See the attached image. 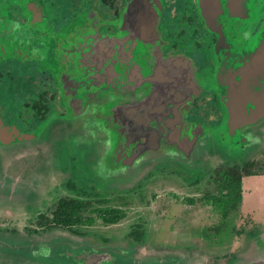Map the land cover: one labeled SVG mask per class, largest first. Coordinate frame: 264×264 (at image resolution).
<instances>
[{
    "label": "water",
    "instance_id": "water-1",
    "mask_svg": "<svg viewBox=\"0 0 264 264\" xmlns=\"http://www.w3.org/2000/svg\"><path fill=\"white\" fill-rule=\"evenodd\" d=\"M162 2L126 0L119 18L108 22L118 29L116 34L99 33L78 20L59 34L35 0H0V62L38 60L58 81L66 118L62 121V115L54 113L55 121L49 116L41 130L24 132L9 126L0 110V199L6 204L28 199L40 204L46 198L47 190L37 191L36 199L31 195L39 185L52 184V177H14L8 166L39 153L52 139L61 141L63 133L74 136L75 130L66 123H86L88 114L96 113L105 127L100 134L104 138L95 142L94 159L104 158L122 169L110 181L115 177L130 182L136 167L153 155L187 168L201 167L210 158L205 142L213 139L227 141L236 153L255 142L264 147V0H196L203 26L215 37L212 69L207 73L199 72L190 58L164 53L158 30ZM12 7L23 12L26 23L10 17ZM29 28L38 34L31 40L41 49L22 44L30 40ZM204 91L215 94L223 114L215 127L186 120ZM237 158L242 165V156ZM77 236L64 230L8 233L0 242V256L5 264H40L42 259L53 260L43 264H61L68 252L72 264L193 263V253L180 248L94 245ZM20 249L31 250V256L26 258ZM231 264H264V233Z\"/></svg>",
    "mask_w": 264,
    "mask_h": 264
},
{
    "label": "rangeland",
    "instance_id": "rangeland-1",
    "mask_svg": "<svg viewBox=\"0 0 264 264\" xmlns=\"http://www.w3.org/2000/svg\"><path fill=\"white\" fill-rule=\"evenodd\" d=\"M46 1L47 5L45 9L48 14L52 16L53 22H57L60 19L71 18L76 13V18L80 24H88V19H86V17L84 18V14L79 12L81 10L79 7H73L74 10L71 13L70 9L73 5L68 0L64 3L59 0L58 2L60 4L61 2L63 3L60 7L56 4H51L50 0ZM92 3V0H83L81 6L92 5ZM98 7L102 9L100 5H98ZM183 13L186 15L182 19H177L175 22L176 29H173L174 31L171 30V33L167 35V37L174 46L182 48V52L185 53L187 57L196 61L195 65L199 72L205 73L212 69L209 62L213 56L210 46V34L208 32L206 33V29L203 27L200 19V21L196 18L192 19L193 15L191 12L183 11ZM74 23L75 22H72V24ZM194 103L189 113L190 115L187 114V117L206 124V126L215 127L214 125H217V122H219L218 116H221V111L217 107V101L213 98L212 93H207ZM29 111L31 110L24 112L27 113ZM60 115H62V121H65L66 118L64 114ZM50 117H52V121H55L56 118L54 113H52ZM84 117L88 120L81 125L72 123L71 121L66 123L67 127L75 130L74 136L68 137L67 134L63 133V139L61 141L53 142L52 139V144H55L54 151L59 152L62 158V160L57 161L54 169L61 172L71 171L72 177L77 180L79 179L76 184V189L66 187L68 177L62 176L60 179L52 177V183H54L55 186L50 190V199L44 201V209L40 211H45L46 207L48 210L55 209L57 201L67 196L68 199H83L85 202L91 203V209L97 207H114V209L124 211L125 217L121 219L119 223L110 225L104 223L103 219L98 216L95 218L93 224L77 225L73 227L72 230H64L67 234H73V232L84 233L83 235L87 234L83 237L90 243L93 242L92 244L96 245L104 241L103 237L112 236L122 238V236L126 235L136 224L148 223V228H156L158 230V235L151 239L153 240L151 243L155 245H152L153 247L166 246V241L171 238L172 233L170 234V232H173L171 231L172 228L178 229V231L180 230V240H183L187 235L196 236L198 232L201 231V229L196 228L198 225H204V228H206L211 224V226L215 227L220 221L217 215L218 212L213 211L211 208L207 209L206 204L201 205V203H197L194 211L191 210L189 214L185 213L183 209L189 204L184 201V198H186L187 195L192 196L198 193L209 196V194L215 192L218 187L215 181L216 172L232 164L240 165L237 157L242 156V164L251 162L256 164L253 171L257 175L243 179V201L241 208L232 212V219L229 220L228 227L226 229L218 228L216 236L215 232H213V234L207 232V241L209 243L211 242L208 251L211 250L212 252L206 253L207 250L205 252L202 251L201 258L199 259L201 261H198L197 264H206L207 261L205 258L207 256L214 257V264L220 262L228 264L234 259L236 254L240 255L248 251L252 240L255 238V221L263 223L264 225V147L257 145L258 142H255L247 148L249 151L244 150L236 153V151H232L235 148L231 149L232 145H228L227 141L223 142L220 139L206 141L205 144L208 143L207 149L210 158H208L209 160L201 167L192 165L190 168H187L180 162H167L163 160L165 156L153 155L144 160L142 166L136 167L133 172L135 176L130 182L123 183L122 180L115 177H112L111 181L108 179L111 175L120 173L122 169H115L113 165L106 163L104 158L100 160L94 159L95 142L99 138H104L100 136L101 131L105 128L103 122L97 119L96 113L93 115L88 114ZM212 118L214 121H212ZM43 126L39 125L37 128L40 129V127ZM38 129L34 132H37ZM86 129L89 130L88 132H90V134L83 132V130ZM77 131L78 133H76ZM65 135L66 137H64ZM109 136L106 134L105 139ZM64 152H66V154H64ZM27 164L33 165L32 172H35V174H39L42 170L39 166L40 163L33 158H30ZM27 164H25L26 168H24L26 170L25 173L27 171L30 172V167H28ZM85 165L86 167H95L97 171L93 174L94 176L82 177L83 173L88 174L87 170H83ZM46 168L50 170L48 166ZM130 174L129 172V175ZM196 179L199 182L198 184H195L197 182ZM92 183L96 184L97 187L91 186ZM180 186H183L182 189L178 188ZM172 190L179 195L178 199L172 193ZM199 202L203 203V199H200ZM41 203L38 205L39 207H41ZM0 204L5 206L6 201L0 200ZM2 206L0 207V224L1 220L5 218V213L2 212L7 210H3ZM8 208H10V211H13V215L15 214V216L17 212H23V208H20L21 211H17V209L14 210L11 207ZM35 208L37 210L36 212H38L39 208ZM167 211L168 214L166 213ZM178 213H181L182 216L187 214H194L195 216H189L187 219H185L186 217L181 218L180 227V225L177 224ZM236 214H239L241 218L234 222L232 221L233 215ZM90 215L91 213L89 211L82 213L84 219L88 218ZM222 226L224 225H219L218 227ZM214 230H216V228H214ZM18 233L28 234L27 231H18ZM6 234L8 233H0V242L6 239ZM9 234L16 235L12 233ZM45 234L47 233L39 235ZM77 237H79V235ZM113 242L114 241L111 243ZM148 245L149 244L142 246L148 247ZM0 246L2 245L0 244ZM6 246H8L7 243H5V247ZM20 251L26 258L32 254L31 250L20 249ZM42 252L45 255L49 254L45 249L42 250ZM66 256L67 258L61 264H72V260L68 258L69 252ZM5 259H8V257H5ZM45 262H53V260L42 259L40 264ZM57 262L58 261L54 264ZM3 264H5V262Z\"/></svg>",
    "mask_w": 264,
    "mask_h": 264
},
{
    "label": "flooded vegetation",
    "instance_id": "flooded-vegetation-1",
    "mask_svg": "<svg viewBox=\"0 0 264 264\" xmlns=\"http://www.w3.org/2000/svg\"><path fill=\"white\" fill-rule=\"evenodd\" d=\"M42 8L43 14L45 18L48 20L49 26L55 30L57 33H62L68 27L72 22H77V14L73 15L71 18H65L60 19L57 22H53L52 16L48 14L46 11V0H35ZM51 4H56L58 7L62 5L66 0H60L62 1L61 4L58 2L59 0H50ZM73 6L71 7L70 11L73 12V7L81 9L79 12L86 15L88 18V25L89 29L96 28V31L99 33H105V34H116L118 32V29L114 26L108 25V22L116 20L119 18L122 10L124 9L126 5V0H92V5H84L81 6L83 3V0H68ZM44 2V3H43ZM163 9L162 13L163 16L160 19V23L158 25V30L161 33L162 39L164 40V44L162 46V49L164 53L172 55V56H185L186 58H189L186 56L185 53L182 52V48H178L174 46V44L170 41V39L167 37L171 33V30L176 29L175 22L178 18H184L186 15L183 13V11L191 12L192 19L196 18L198 21H200L199 13L200 10L198 8V5L196 3V0H163L162 2ZM98 5L101 6L102 9L98 7ZM82 7V8H81ZM204 8V7H203ZM205 11L207 9L204 8ZM45 12V13H44ZM10 17L14 20H17L21 23H26V19L23 17V12L17 8L12 7L10 11ZM67 19V20H66ZM200 19V20H199ZM76 20V21H75ZM203 25V24H202ZM204 27V26H203ZM205 28V27H204ZM174 31V30H173ZM28 34L30 35V40L26 39L24 40L23 45L29 46L33 49H41L42 46L37 42H32L31 37L33 38L34 35H38L34 29H29ZM207 33V31H206ZM40 34V33H39ZM209 35V34H208ZM210 43H212L213 38L211 34L209 35ZM215 38V37H214ZM215 43V41L213 42ZM213 44L211 45L212 48ZM169 49V50H168ZM191 59V58H190ZM210 62V61H209ZM196 64V61H194ZM211 64V62H210ZM212 66V64H211ZM212 68V67H211ZM210 71V70H209ZM207 71V72H209ZM205 72V73H207ZM202 95L199 98L204 97L207 93L212 92H201ZM213 98L215 101L217 100V107H219L218 99L216 98L215 94L212 93ZM197 98V99H199ZM60 95V90L58 86V81L52 76L50 72L45 70L43 66L38 62L36 59H28V60H18V59H6L1 60L0 62V110L3 113L2 116L5 120V122L11 126L16 125L19 129L23 130L24 132H34L37 127L46 120L52 113H59V114H65L64 112V105L62 104ZM195 99V101L197 100ZM194 101V102H195ZM192 104V107L194 106V103ZM191 107V110H192ZM31 110L27 113L24 111ZM190 115V114H189ZM219 115V114H218ZM186 120L188 122H193L195 120L191 119L190 117H187ZM215 117V116H214ZM190 118V119H189ZM223 114L221 111V116H218L219 122L217 124H220L222 121ZM213 119V118H212ZM214 121V119L212 120ZM196 123H200L195 121ZM55 145V144H54ZM54 145H48L46 148L40 150L39 153L26 155L20 158H17L15 160H12L11 163L8 166V173L14 177H27L32 176L35 174V172H32L33 165L27 164L30 158H33L37 160L40 164L39 166L42 168V170L39 172V174H35L38 176H42L44 178L54 177L59 178L64 176L68 177V181L66 183V187L70 189H76L77 179L72 177L71 171H56L54 169L55 165L57 164L58 160H62L60 157V153L57 151H54ZM253 148V147H252ZM67 151V150H66ZM249 151V150H247ZM66 154V152H64ZM123 156V153L121 157ZM119 158V155H118ZM117 158V159H118ZM76 162V161H75ZM28 165L29 171L25 173L26 166ZM166 164V163H165ZM171 164V163H169ZM49 167L50 170H48L46 167ZM182 166V165H180ZM83 170H87L88 174L83 173L82 177L86 178L94 176L95 172L97 171L95 167H86V165L83 167ZM78 176V175H76ZM94 178V177H93ZM74 185V186H73ZM54 183L50 184L49 186L39 185L37 188H34L31 197L33 199H36V193L37 191H45L47 190L46 198L43 199L41 203V207H39V204H31L26 200L23 204H21V201H17L14 204L7 206L8 204H5V206H2L0 204V207H3V210L7 209L4 216L5 218L1 220L0 224V233L7 232L12 234H19V232L27 231L28 234H44L49 233L51 231L55 230H72L68 229L62 226H58L56 223H53V219L55 218V213L58 211L59 205L61 203V200H70L72 198H61L57 201L55 209L45 208V211H40L44 209V201L47 199H50V189H53ZM91 186H96V184L92 183ZM97 187V186H96ZM183 187V186H182ZM182 187H178L182 189ZM189 188V187H188ZM172 193L175 195V197L178 199V194L175 193L172 190ZM227 191H220V188L217 187L216 191L209 194L208 197L211 196H225L227 195ZM98 195V194H96ZM207 195H202L201 193L195 194V195H187L186 198H184V201L187 202L189 205L186 206V208L183 209V212L190 213L191 210L194 211L195 205L197 203H201V205L206 204L207 209L211 208L213 211L218 212V208L220 206H215L213 202H207L205 200ZM75 199V198H74ZM200 199H203V203L199 202ZM4 201L3 199H0ZM84 201L83 199H76ZM243 201V200H242ZM186 203V204H187ZM88 209H82L77 212L76 217L80 219V224L78 225H90L95 222V218L98 216L100 217V211L98 210H105V209H111V210H118L114 209V207H97L91 209V203H88ZM205 205V206H206ZM19 206V207H18ZM203 206V207H205ZM17 209V211H21L22 213H18L15 216L13 215V211H10V208ZM39 208L38 212H36V208ZM241 206L239 207V209ZM238 209V210H239ZM90 212L91 215L84 219L82 216V213ZM125 214L124 211H121ZM163 212V211H162ZM168 214V211L166 212ZM165 213V214H166ZM179 214V213H178ZM184 215L182 216L181 213L177 215V224L180 225V219L185 218L187 219L189 216L194 217V214L190 215ZM231 212L226 217L224 213L218 212L217 215L220 219V221L214 226H211L209 224L208 227L204 228V225H198L196 228L201 229V231L198 232L196 236L193 235H187V237L183 240H180V230L172 228L170 232L171 238L166 241V246L164 247H156V248H170V249H179L182 251H185L186 253L191 252L193 253V258H190L193 260L192 264H197L198 258H201V252L206 251V253H209L208 249H210L211 242L209 243L207 241V232L212 233L215 232V236L217 235L218 228L226 229L227 225L229 223V220L232 219ZM27 215V216H26ZM23 216V217H20ZM239 214L233 215V220L236 222V220H239ZM92 220V223H88V221ZM51 221V222H50ZM50 222V223H49ZM120 222V221H119ZM117 222V223H119ZM115 223V224H117ZM113 224V225H115ZM205 224V223H204ZM111 225V224H110ZM148 223H140L136 224L135 227L130 229V231L123 235L122 238L118 237H103L104 241H102L101 244L96 245H105L108 244L110 246H114L117 244L124 243L127 246H134V245H146L148 246H155L151 243L152 238L156 237L158 235V230L156 228H148ZM219 225H224L222 227H218ZM262 227H261V226ZM75 227V226H74ZM264 225L263 223L255 221L254 223V236L260 237L264 233ZM216 228V230H214ZM195 230V229H194ZM213 230V231H212ZM157 232V233H156ZM73 234L79 235V236H86L87 234L83 235L81 233L73 232ZM175 234V236H174ZM108 238V239H106ZM114 241L113 243H111ZM93 243V242H92ZM212 252V251H211ZM213 256V255H212ZM238 254L235 255L234 259H232L228 264H231L234 262ZM214 258V257H213ZM212 257H206L205 260L207 261L206 264H214V259ZM0 264L2 263V258L0 256ZM217 264H227V263H217Z\"/></svg>",
    "mask_w": 264,
    "mask_h": 264
},
{
    "label": "trees",
    "instance_id": "trees-1",
    "mask_svg": "<svg viewBox=\"0 0 264 264\" xmlns=\"http://www.w3.org/2000/svg\"><path fill=\"white\" fill-rule=\"evenodd\" d=\"M212 38L213 41L210 43L211 45L215 41V38ZM255 165L256 164L254 162L243 163L242 165L232 164L227 168L217 171L215 181L218 188H220V191L226 190L228 193L224 197L221 195L211 197L206 196L205 200L208 203L213 202L215 206H220L218 208V212L224 213L226 217L230 214V212L232 213L233 211L238 210L243 200V179L257 175L253 171ZM196 181L195 184H198L199 182L197 179ZM82 209H88L87 202L76 199L61 200L58 211H56L55 218L52 221L58 226L73 229L74 226L80 224V219L77 218L76 215L77 212ZM99 211L100 217L106 224H115L125 217V214L118 210L100 209L98 212ZM88 223H92V220L88 221Z\"/></svg>",
    "mask_w": 264,
    "mask_h": 264
},
{
    "label": "clouds",
    "instance_id": "clouds-1",
    "mask_svg": "<svg viewBox=\"0 0 264 264\" xmlns=\"http://www.w3.org/2000/svg\"><path fill=\"white\" fill-rule=\"evenodd\" d=\"M191 111V110H190Z\"/></svg>",
    "mask_w": 264,
    "mask_h": 264
}]
</instances>
